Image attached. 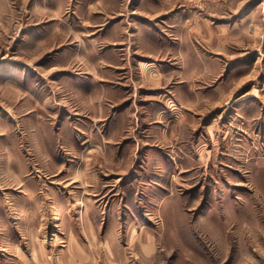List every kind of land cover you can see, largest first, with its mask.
<instances>
[{
    "label": "rangeland",
    "instance_id": "374dc122",
    "mask_svg": "<svg viewBox=\"0 0 264 264\" xmlns=\"http://www.w3.org/2000/svg\"><path fill=\"white\" fill-rule=\"evenodd\" d=\"M0 264H264V0H0Z\"/></svg>",
    "mask_w": 264,
    "mask_h": 264
}]
</instances>
